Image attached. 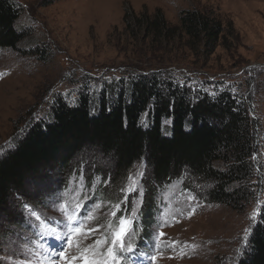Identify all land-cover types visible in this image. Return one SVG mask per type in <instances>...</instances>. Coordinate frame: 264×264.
Segmentation results:
<instances>
[{
  "label": "rangeland",
  "instance_id": "374dc122",
  "mask_svg": "<svg viewBox=\"0 0 264 264\" xmlns=\"http://www.w3.org/2000/svg\"><path fill=\"white\" fill-rule=\"evenodd\" d=\"M14 1L21 8L17 27L27 37L18 51L0 49V158L14 149L29 122L50 116L57 97L73 105L81 91L100 93L105 85L159 66L191 85L223 83L250 93L264 123V0ZM190 9L211 10L225 26L211 56L188 39L160 40L133 31L131 17L124 20L125 14L162 13L178 26L181 12ZM71 168L66 188H55L60 169L48 167L42 178L27 182L20 193L25 201L14 198L0 213V264H84L85 250L106 249L103 241L113 239L125 218V243L140 255L132 264H239L261 205L212 204L205 188L186 182L189 176L156 185L145 160L114 201L100 196L99 187L114 178L115 161L91 146L76 155ZM69 218L81 228L70 244L43 240L53 229L67 237Z\"/></svg>",
  "mask_w": 264,
  "mask_h": 264
},
{
  "label": "trees",
  "instance_id": "16d2710c",
  "mask_svg": "<svg viewBox=\"0 0 264 264\" xmlns=\"http://www.w3.org/2000/svg\"><path fill=\"white\" fill-rule=\"evenodd\" d=\"M20 17L14 0H0V49L19 50L27 37L17 27ZM129 17L133 31L167 42L188 39L207 56L225 33L222 21L207 9L181 12L178 26L167 23L162 13L125 14L124 20ZM163 67L130 74L100 93L81 91L73 105L57 97L49 117L29 122L14 149L0 158V213L14 198L25 201L20 193L27 182L42 178L48 167H59L55 188H66L76 155L91 146L115 161L114 178L99 187L100 196L114 201L144 160L156 185L189 176L186 182L195 190L205 188L212 204L240 208L260 201L239 264H264V123L253 98L223 83L182 82ZM150 211L147 206V215Z\"/></svg>",
  "mask_w": 264,
  "mask_h": 264
},
{
  "label": "snow or ice",
  "instance_id": "6c2138e0",
  "mask_svg": "<svg viewBox=\"0 0 264 264\" xmlns=\"http://www.w3.org/2000/svg\"><path fill=\"white\" fill-rule=\"evenodd\" d=\"M24 208L31 211V206L27 203L24 204ZM33 215L35 218L39 221L41 217L33 212ZM113 216L116 215L115 211L112 213ZM127 228H128V221L127 219H120L119 222V228L117 231L113 233V239L111 241H103L104 244L107 245L106 249H101L99 253H97L95 250H85V254L81 257L84 264H108L109 258H111V264H132L133 256L135 255V251L133 246L130 243H125V237L127 234ZM68 235L65 237L64 235L58 234L57 230L53 229L47 236L48 239H51L55 241L56 243L63 242L64 244H70L71 243V236L73 232L80 233L81 228L79 227V221L73 222L71 218H69V225H68ZM94 231L92 229H89V234ZM160 236H163V233L159 234ZM97 244H100V241L96 242ZM51 248V245H49ZM52 251H55V249H51ZM89 252L91 254V259H89ZM131 254V255H128ZM97 255L101 256L102 259H97ZM59 256L61 258L64 257V251L61 249L59 252ZM152 259H155V257H152ZM54 264V261H53Z\"/></svg>",
  "mask_w": 264,
  "mask_h": 264
},
{
  "label": "bare ground",
  "instance_id": "6f19581e",
  "mask_svg": "<svg viewBox=\"0 0 264 264\" xmlns=\"http://www.w3.org/2000/svg\"><path fill=\"white\" fill-rule=\"evenodd\" d=\"M44 240V239H43Z\"/></svg>",
  "mask_w": 264,
  "mask_h": 264
}]
</instances>
